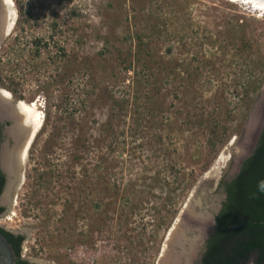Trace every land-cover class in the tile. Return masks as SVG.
Instances as JSON below:
<instances>
[{"label": "rangeland", "instance_id": "obj_1", "mask_svg": "<svg viewBox=\"0 0 264 264\" xmlns=\"http://www.w3.org/2000/svg\"><path fill=\"white\" fill-rule=\"evenodd\" d=\"M8 3L12 17L0 42V94L14 103H36L42 115L23 157V183L0 216L1 227L23 238L20 257L34 264H157L168 231L182 217L180 223L189 224L188 237L199 239L188 262L179 264H198L202 240L213 230L210 219L225 198L223 185L238 173L239 158L253 150L252 140L243 142V135L264 86V11L231 0ZM143 35L150 41L143 61L157 63L159 106L150 112L149 125L135 133L130 120L120 123L117 132L125 134L112 145L109 159L118 183L157 173L166 175L170 185L177 178L173 195L179 205L166 229L145 210L127 221H107L101 229L92 207L83 206L97 194L93 188L78 193L68 179L73 173L74 183L82 180L81 167L89 171L105 149L90 150L84 161L72 162L80 150L71 143L76 137L90 143L99 137L110 107L105 95L115 77L128 85L133 73L126 69ZM133 66L140 71L139 64ZM120 80L116 92L122 90ZM254 81L261 86L245 102L244 86ZM197 113L208 124L216 121L221 136L225 133L214 148L205 130L191 125ZM38 177L45 181L40 186ZM136 184L151 188L158 198L167 194L162 183L146 179ZM69 193L76 195L73 211L81 207L77 220L63 214ZM188 203V214L202 215L206 222L183 213ZM159 205L151 200L145 207Z\"/></svg>", "mask_w": 264, "mask_h": 264}, {"label": "trees", "instance_id": "obj_2", "mask_svg": "<svg viewBox=\"0 0 264 264\" xmlns=\"http://www.w3.org/2000/svg\"><path fill=\"white\" fill-rule=\"evenodd\" d=\"M138 39L135 59L132 60V65L130 63L126 69L132 71L133 77L128 85H124V81L119 79L122 90L118 92L114 91L115 88L120 89V85L117 84L119 80L115 77L113 90L111 88L110 93L108 92L105 95L110 107L106 120L99 128V137L91 143L76 137L71 143L72 148L76 151L80 150L79 156H71L73 157L72 162L84 161L89 156L88 152L90 150L99 152L103 148L105 149V153L96 159L95 164L90 165L91 169L89 171L86 167H81L80 177L82 180L74 183V178L71 177L73 173H70L68 179L71 184L77 185L76 190L78 193H81L84 188H93V192L97 194V196H94V202L91 205L83 203V206L85 208L92 207L96 213L98 228L101 229L107 221L123 222L124 218L127 221V217L140 216L144 210V214H146V211L151 213L158 227L164 225L166 229L167 223L173 219L179 205L178 199L173 195L176 190L175 186L179 185L177 178H174L173 184L170 185L166 175L161 177L157 173L152 177L135 175L133 181L129 179L124 184L121 180L118 183L114 173L116 165L113 159L112 161L109 159L112 152H114L112 145L115 142L117 145V138L125 134L124 132L120 134L117 132V128L121 126L120 123L122 122V126H124L125 123L123 122L130 120L135 133L139 128H144V124L149 125L150 112L154 110V106H159L157 102L160 97L158 92L159 79H154L157 63L143 61L144 53H148L150 50L148 48L150 44L149 37L143 35ZM133 62L135 65L139 64L141 66L140 71L135 70ZM144 72L146 75H144ZM167 80L165 78V81ZM260 86L261 84L258 83L257 85L256 81L245 85L243 100L245 102L249 100L250 94L259 90ZM192 121L194 123L191 122V125L196 126L199 130H205L204 134L208 136V144L211 148H214V144L218 139L222 142L225 133L221 136V130L218 131L216 121L208 124L209 122L203 118V113L195 114ZM155 123L153 126L158 125V123ZM156 137L158 141L162 139L158 134ZM174 166L175 164L171 163V168H174ZM91 174L94 176L93 182ZM190 175L191 178L194 177L193 173H190ZM38 178L37 183L40 186L45 181L42 177ZM146 179L152 184L162 183L164 187H168L167 194L163 198H158L153 195L149 187H143L144 189L141 190L136 183ZM183 181L184 178L181 183ZM3 185V175L0 174V193ZM187 185L188 183H185L184 187L179 186L177 190L185 188ZM68 186L70 188V185ZM223 188L225 198L214 216L213 230L206 239L200 264H264V125L254 150L242 162L236 176L225 183ZM33 194L36 197L37 191H33ZM151 200H158L160 205L146 208L145 206H148ZM75 205H77L76 195L69 193L62 207L64 208L63 214L68 215L71 213L69 217L72 220H77L81 208L76 206L75 211H73ZM0 234L6 238L14 249L17 264H28L20 257L23 238L21 236L15 238L2 228H0Z\"/></svg>", "mask_w": 264, "mask_h": 264}, {"label": "water", "instance_id": "obj_3", "mask_svg": "<svg viewBox=\"0 0 264 264\" xmlns=\"http://www.w3.org/2000/svg\"><path fill=\"white\" fill-rule=\"evenodd\" d=\"M1 8H4L3 4L0 5V42L6 35L5 33L1 31L2 29L1 25L3 24L2 21L4 17V10H2ZM0 103L4 104L5 107H7V110L11 112V114H15L18 116V113H19L18 103L19 102L14 103L11 97H9V99H4L0 97ZM0 123H3V139L0 145V166H1L2 172L4 173L6 177V185L4 187V190H3L4 193L2 195V198H3L6 192H8V189H10L9 191V196H10V194L17 191L16 189L20 187L21 184L23 183V175L21 172V166L23 163V159L19 157L18 151L26 148L25 150V153H26L27 148L29 144L31 143L32 138L36 131L33 130L31 126H26L23 130H20V128H18V125L16 124L15 118L10 117V116L7 117V116L0 115ZM263 125H264V86L260 93V97L258 98L251 112V115L249 117V122L246 125L245 132L243 135V142L247 141L249 138L252 140L253 150L256 146V143L260 136ZM251 153L252 152L246 153L242 157L239 158L237 162L238 169L241 166L242 162ZM9 155L12 157L14 156L15 165H14V169L12 173H8L3 167V163L6 160V157L7 156L9 157ZM189 207H190L189 203L188 205H185L183 213L188 214ZM8 209H9V206H8ZM218 210L215 212V214L218 212ZM189 214L188 215L191 216L192 219L199 220V222H206L205 218H203L202 215L199 216V214H194V213H189ZM202 218L204 220H202ZM180 219H182V217ZM180 219H177L175 221V224L168 231L167 239H166L167 243L165 246V248L167 247L168 250L165 251V248L163 249L162 255L160 256L157 264H159L161 260L168 254H169L168 256L170 257L173 256L174 258H176L179 261V263L182 261H185L183 259V256L185 254L184 252L185 251L191 252L193 250V247L197 244V241L199 239L198 237H194V236H192V238L188 237L190 233L188 221L181 224ZM210 220L209 221L212 224H214V217H211ZM178 235L181 237V241L174 244ZM175 236L176 238L174 240V243L171 245L170 242H172V239ZM205 239H207V235L203 238L202 242H204ZM176 248L179 250L178 252H176ZM179 263L177 262L176 264H179ZM0 264H17L16 256L12 249V246L2 234H0Z\"/></svg>", "mask_w": 264, "mask_h": 264}, {"label": "bare ground", "instance_id": "obj_4", "mask_svg": "<svg viewBox=\"0 0 264 264\" xmlns=\"http://www.w3.org/2000/svg\"><path fill=\"white\" fill-rule=\"evenodd\" d=\"M3 1L5 3V9H4V17H3V21H2L3 24L1 25V27H2L1 31L6 34L8 28L10 27V22L8 21V18L12 17L11 16L12 14H11V9L8 10V8L10 7L8 0H3ZM231 2H234V3L240 2L242 4L250 5L252 9H255V11H264V0H231ZM0 95H1L0 97H2L4 99L9 98V95L6 93L2 92ZM36 106H37L36 103H28V104L25 102H19L18 103V108H19L18 112L20 114V116H19L20 117V123H18V128H20V130H23L26 126H31L33 128V130L37 129V127L41 123L42 115L38 111ZM24 151L25 150L23 149V150H19L18 152L20 153V155H23ZM11 159H13V158H11ZM7 163L9 164V166L11 165L10 160L7 161ZM7 168H11V167H7ZM12 172H10V173H12ZM9 217H11V215ZM175 238H176V236L173 237L174 240H175ZM179 238H180V236H177V240ZM188 252L185 251L184 256H188V254H189Z\"/></svg>", "mask_w": 264, "mask_h": 264}, {"label": "flooded vegetation", "instance_id": "obj_5", "mask_svg": "<svg viewBox=\"0 0 264 264\" xmlns=\"http://www.w3.org/2000/svg\"><path fill=\"white\" fill-rule=\"evenodd\" d=\"M1 4H4V9H5V3H4V1L3 0H0V5ZM10 97V96H9ZM2 98V97H1ZM9 99V98H8ZM0 115H2V116H7V117H13V118H15V121H16V124L18 125V123H20V114L18 113V116H16L15 114H11V112L10 111H8L7 110V107H5V105L4 104H2V103H0ZM41 113V112H40ZM40 125V124H39ZM39 127V126H38ZM37 127V128H38ZM37 129H35V131H36ZM34 133V132H33ZM0 142H2V139H3V123H0ZM0 145H1V143H0ZM24 150H26V148H24ZM18 154H19V157H21L22 159H23V157H24V155H25V151H24V153H23V155H20V153L18 152ZM11 158H13V159H11ZM10 160V164L12 165H10L9 166V164L7 163V161H9ZM6 163V164H5ZM14 156L12 157V156H10L9 155V157L7 156L6 157V160L4 161V163H3V167L5 168V170L8 172V173H10V172H12L13 171V169H14ZM7 167H11V168H7ZM0 174H2L3 175V179H4V185H3V187H2V191H1V193H0V216H2L6 211H7V208H8V206L10 205V203H11V201H10V199H9V191H10V189H8V192H6V194L3 196V198H2V195H3V193H4V187H5V185H6V177H5V175H4V173L2 172V169H1V166H0ZM19 188V187H18ZM12 205H13V203H12ZM9 215H13V213L12 214H9ZM8 218V217H7ZM0 228H2L3 230H5L6 232H8V233H10L12 236H14L15 238H17L18 236H21L20 234H17V233H13V232H11V231H8V230H6V229H4L3 227H1L0 226ZM177 242H175V244H176ZM173 244V243H172ZM171 244V245H172ZM11 245V244H10ZM172 247V246H171ZM13 249V248H12ZM205 249V248H204ZM173 250V249H172ZM13 251H14V249H13ZM14 253H15V251H14ZM169 255V254H168ZM165 256L162 260H161V262L159 263V264H176L177 262L179 263V261L176 259V258H174L173 256ZM15 256H16V254H15ZM17 258V257H16ZM189 258H190V255L189 256H183V259L185 260V262L187 263L188 262V260H189ZM21 259L22 260H24V261H26L28 264H34V263H32V262H30V261H28V260H26V259H23L22 257H21ZM17 263V262H16ZM198 264H200V261L198 262Z\"/></svg>", "mask_w": 264, "mask_h": 264}]
</instances>
